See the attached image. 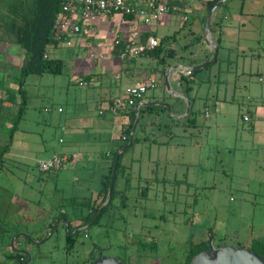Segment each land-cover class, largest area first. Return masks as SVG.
Returning <instances> with one entry per match:
<instances>
[{
	"label": "rangeland",
	"instance_id": "1",
	"mask_svg": "<svg viewBox=\"0 0 264 264\" xmlns=\"http://www.w3.org/2000/svg\"><path fill=\"white\" fill-rule=\"evenodd\" d=\"M195 5L197 8L198 4ZM221 12L232 17L243 13L241 20H230L237 30L240 47L246 48V55L238 59L232 73H224L223 52H220L216 64L192 74L195 77L192 88L199 101L193 110L197 111L194 117L205 129L190 130L172 138L174 146L170 148L176 174L164 172L163 168L155 170L153 176L144 180L151 185L143 200L132 193H126L123 199L116 197L99 224L83 232L87 248L94 244L102 248L110 246L107 253L123 260L131 256L137 260L136 264H183L191 244L211 240L214 247L219 244L237 247L235 242L245 246L252 239L264 238V189L258 187L264 183V150L256 145L264 137L251 130L255 114L251 122L242 120V114L251 106L256 109L264 103V0H226L217 8L213 23ZM182 17L178 14L170 32L160 28L158 34L173 35L182 27ZM189 17L185 29L195 20L193 11ZM200 35V44L196 43L189 51L191 54L188 53L196 62L207 46ZM194 39L192 36L184 42L182 36H177L179 45L190 44ZM49 55L54 54L49 51ZM5 56L0 54V70L9 63ZM9 73L18 77L21 71L13 67ZM47 77L62 78L42 75L40 79ZM218 79L224 83L217 84ZM159 92L173 97L166 90L163 78L156 93ZM216 99L218 104L210 103L209 118L204 119L205 106ZM151 149L153 158L157 154ZM139 153L148 155L142 147L134 146L125 152L124 159ZM39 159L35 158L28 166L9 162L0 169V229L6 236L28 234L34 239L45 236L42 228L39 236L32 229L42 227L52 218L61 199L70 198L68 191L54 194L51 181L42 182L45 178L39 175L36 166ZM127 176L130 181L131 176ZM178 182L186 183V192L180 184L176 185ZM78 200L84 203L92 197L86 195ZM191 200L197 204L189 210ZM83 206L76 207L84 211ZM51 244L42 248L49 249Z\"/></svg>",
	"mask_w": 264,
	"mask_h": 264
},
{
	"label": "crops",
	"instance_id": "2",
	"mask_svg": "<svg viewBox=\"0 0 264 264\" xmlns=\"http://www.w3.org/2000/svg\"><path fill=\"white\" fill-rule=\"evenodd\" d=\"M207 1L210 0H177L180 11L165 15L156 23L149 25L138 19H128L121 15L103 17L91 25L83 24L82 31L70 37V46L57 45L54 49H49L54 54L49 55L50 57L63 62L62 73L58 75L62 77L61 80L50 77L41 80L40 76L32 75L26 78L24 88L28 97L27 107L12 137L10 134L12 119L20 103V97L17 94L19 76H13L9 72L13 67L21 71L25 56L23 50L17 49L18 46L0 43V47L5 46L0 48V54L6 55L5 57L10 60L0 70V148L11 138L9 150L2 158L0 169L9 162L28 166L35 158H40L41 161L54 155L65 157L67 161L59 170L51 173L38 172L42 178H45L43 183L52 182L54 194H58L57 192L66 194V191L70 193V195L67 193L70 198L59 200V204L64 205L71 218L75 217V212L78 213L81 209L76 206L84 204L78 200L79 197L89 195L92 197L91 201L96 200L97 194L102 189V178L108 173L111 157L124 140L130 121L127 115L129 109L118 116L112 115L108 110L111 100L123 95L140 79L153 77L158 82L157 88L137 102L134 110L139 104L149 103H166L171 110L168 111L159 105L139 107V121L133 134V138H137L138 141L133 147H142L148 155L143 156L139 153L136 157L128 159H124L125 154L123 155L122 166L115 183L116 189L125 190L127 194L132 193L143 200L151 185L144 180L153 176L155 170L163 168L164 172L176 174V162L171 150L174 146L172 138L187 134L190 130L202 132L205 129V125L197 124L194 117L197 111L193 110H196L199 102L196 91L192 88L195 77L186 75L177 67L167 79L170 93L176 96L166 97L164 92H156L160 87V78H163L164 83L162 68L167 69L175 65L196 66L212 57L211 49L205 46L201 51L202 58L196 62L192 57H188V53L191 54L189 52L191 47H187L189 43L179 45L177 41V36H182L185 42L187 38L198 36L203 32ZM191 11L194 12L195 20L193 24H189L188 29H185L186 22L190 21ZM178 14L183 16L180 30L175 31L173 35L168 33L159 35L160 28L170 32L172 22ZM242 15L243 13H239L232 17L221 12L214 23L213 18L211 21V37L218 49L214 64L217 63L220 52H223L221 61L226 74L232 73L238 59L246 55V48L240 47L237 30L230 20H241ZM234 31L236 34L233 33ZM150 37L156 38L158 42L166 39L163 45L166 55L156 57L145 54L131 60H123L119 57V50L124 44L145 43ZM115 40L121 42L119 46L112 45ZM199 44L198 42L197 46ZM160 59L163 60L162 63ZM79 78L88 83L86 87L78 86ZM216 83L224 82L218 79ZM43 88L50 90L43 91ZM9 94L15 95L13 105L8 99ZM177 96H184L190 101L191 113L188 114L190 118L188 123L185 122L188 116L182 119L186 112V102L176 98ZM170 101L173 103L171 104ZM210 103L215 106L218 104L217 99L214 103L210 100L209 105L205 106L204 119L209 118L206 114ZM262 106L256 109L251 106L242 117L248 115L251 122L255 114L256 120L251 130L264 137V114L261 113L264 103ZM58 109H61V112H58ZM146 109L150 113L143 112ZM101 110L103 114L100 115ZM256 145L264 150V139L259 140ZM151 148H154L157 154L153 158L150 157ZM29 174L26 173V176ZM127 175H130L131 179L130 181L127 179L126 182ZM176 185L180 188L186 187L185 182H178ZM258 187L264 189V183H259ZM196 204L194 201L193 206ZM39 216L40 214L34 217V220L36 221ZM55 216L56 212L52 219Z\"/></svg>",
	"mask_w": 264,
	"mask_h": 264
},
{
	"label": "trees",
	"instance_id": "3",
	"mask_svg": "<svg viewBox=\"0 0 264 264\" xmlns=\"http://www.w3.org/2000/svg\"><path fill=\"white\" fill-rule=\"evenodd\" d=\"M218 1L220 0H210L205 3V18L209 10ZM62 2L63 0H0V43L14 44L18 46L23 50L25 56L20 76L17 78V94L20 97V103L17 105L14 118L12 119V126L10 129L11 137L26 111L28 99L24 88L26 78L30 75L58 76L62 73L63 62L60 59L49 56V49H54L57 46V42L54 39L53 27L55 19L61 9ZM123 17L131 19V17L128 16ZM165 41L166 39H162L158 46L153 51L147 52V54H152L156 57H159L162 54L166 55V51L163 48ZM200 41L201 35L195 36L194 41L188 44L187 47L190 48ZM160 61L161 63L163 62L162 59H160ZM8 99L12 105L15 104L14 94H9ZM159 110H163V108H159ZM144 111L148 112L149 110L146 109L143 110V112ZM127 115L129 116L130 121L126 128L124 140L119 145L118 150L125 146L129 141L130 132L136 119L134 107L127 111ZM189 121L190 118L188 115L185 122L188 123ZM10 140L6 145L0 148V166L3 162L2 158L4 154L9 150ZM137 141V138L134 137L133 143L119 156L109 203L96 217L93 222L94 224L97 223L99 218L109 210L116 195H118L115 182L122 166L121 159L125 152L133 147ZM117 151H115L111 157L108 173L102 178V189L97 194L96 200L84 202L83 208L87 211V217L84 219V224L88 223L93 218L106 199L110 174ZM123 197L125 198V194ZM235 244L239 248H246L251 252H255L264 259V238L252 239L245 246L237 242H235ZM224 246L226 245L219 244L216 248ZM206 248V242L197 245L191 244L183 264H189L193 256Z\"/></svg>",
	"mask_w": 264,
	"mask_h": 264
},
{
	"label": "built area",
	"instance_id": "4",
	"mask_svg": "<svg viewBox=\"0 0 264 264\" xmlns=\"http://www.w3.org/2000/svg\"><path fill=\"white\" fill-rule=\"evenodd\" d=\"M180 11L177 0H63L61 9L54 22V39L57 45L70 46V37L82 31L83 24H94L97 20L113 15L128 16L142 21L144 24H153L163 16ZM186 20V17L184 18ZM119 40L113 42V46L120 45ZM159 42L150 37L145 43L124 44L119 51V57L123 60H131L153 51ZM79 87H86L87 82L82 78L77 81ZM158 82L153 77H145L135 82L126 92L111 100L108 110L113 116L133 108L147 94L153 92ZM61 112V109H58ZM103 114V110L99 111ZM208 117V114H206ZM244 122L249 121V116L242 117ZM62 142V140H59ZM67 159L60 155H54L49 159L38 162L40 173H51L64 166Z\"/></svg>",
	"mask_w": 264,
	"mask_h": 264
},
{
	"label": "flooded vegetation",
	"instance_id": "5",
	"mask_svg": "<svg viewBox=\"0 0 264 264\" xmlns=\"http://www.w3.org/2000/svg\"><path fill=\"white\" fill-rule=\"evenodd\" d=\"M127 179L125 177L126 182ZM183 188H185V192L188 189L187 186ZM117 191L118 195L116 197L123 199L124 194L126 195L125 190ZM122 205L124 206V203ZM58 207L59 209L56 211L54 219L50 218L42 227L32 229V233L37 236H39L38 231L42 230L45 236L41 238L34 239L28 234L20 237L18 234L6 236L2 234L0 229V264H91L102 258H116L123 264H136L137 260L131 256L123 260L111 253H107L110 246L102 248L94 244L90 248L86 247L84 240L86 234L84 233L90 226L98 225L105 213L99 218L97 223H93L95 218L94 221L91 222V219L84 224V219L87 217L86 209L84 210L85 212L82 210L78 213L75 212V217L71 218L69 211L64 208V205L60 203ZM192 207L194 206L191 200L188 209L192 210ZM66 227L67 230H65ZM82 229L83 231L80 232L79 230ZM49 242H52L49 249L42 248ZM33 255L36 257L33 258Z\"/></svg>",
	"mask_w": 264,
	"mask_h": 264
},
{
	"label": "water",
	"instance_id": "6",
	"mask_svg": "<svg viewBox=\"0 0 264 264\" xmlns=\"http://www.w3.org/2000/svg\"><path fill=\"white\" fill-rule=\"evenodd\" d=\"M226 0H220L218 1L208 12L204 26H203V32H202V40L204 43L211 49L212 51V57L199 64L196 66H180V65H175L171 66L167 69L162 68L161 71H163V77H164V85L166 87V90L169 91V84H168V76L171 72L175 71L178 68L180 70H183L186 75H192L193 73H196L204 68H206L209 65H212L215 63L217 59V53L218 49L216 44L212 41L211 37V31H210V26H211V21L212 18L219 6H221ZM172 95L176 96L175 94L171 93ZM176 98L183 99L186 102V112L183 115L182 119L186 118L190 112V101L188 98L184 96H177ZM156 105L165 107L168 111L171 110L170 106L166 103H158V104H139L135 107V122L132 126L131 132H130V138L128 143L123 146L121 149H119L115 155V160L114 164L111 170L110 174V181L108 185V190H107V196L106 199L103 203V205L98 209V211L95 213L94 217L92 218L91 222L94 221V219L97 217V215L106 207L108 204L111 194H112V189H113V180L118 164V158L119 156L133 143V134L136 129V126L139 121V107L144 106V107H155ZM150 113V112H148ZM67 230V227L65 228ZM80 232L83 231L79 230ZM91 264H123L120 260L116 258H102L99 259ZM189 264H264V259L261 258L258 254L255 252H251L246 248H239V247H232V246H224V247H219L216 248L212 245L211 240L207 242V248L202 250L201 252L197 253L193 258L190 260Z\"/></svg>",
	"mask_w": 264,
	"mask_h": 264
}]
</instances>
